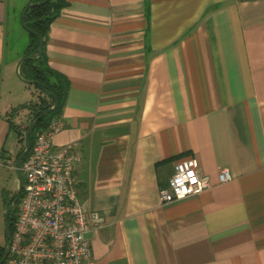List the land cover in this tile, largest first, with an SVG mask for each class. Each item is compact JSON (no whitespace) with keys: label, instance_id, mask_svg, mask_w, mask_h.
Segmentation results:
<instances>
[{"label":"crops","instance_id":"1","mask_svg":"<svg viewBox=\"0 0 264 264\" xmlns=\"http://www.w3.org/2000/svg\"><path fill=\"white\" fill-rule=\"evenodd\" d=\"M30 1L0 0V166L14 171L13 125L36 100L16 74ZM66 1L45 45L68 80L53 144L80 156L79 196L105 219L87 233L96 264H264V0ZM188 158L210 188L161 203Z\"/></svg>","mask_w":264,"mask_h":264},{"label":"built area","instance_id":"2","mask_svg":"<svg viewBox=\"0 0 264 264\" xmlns=\"http://www.w3.org/2000/svg\"><path fill=\"white\" fill-rule=\"evenodd\" d=\"M63 128L60 116L51 119L36 134L21 163L24 184L3 264H96L87 233L102 227L105 219L90 211L79 196L74 171L80 156L71 145L54 148L55 135ZM218 180L230 182L229 169H222ZM208 188L210 177L200 172L198 159H184L175 164L169 186L160 190V201H181Z\"/></svg>","mask_w":264,"mask_h":264},{"label":"trees","instance_id":"3","mask_svg":"<svg viewBox=\"0 0 264 264\" xmlns=\"http://www.w3.org/2000/svg\"><path fill=\"white\" fill-rule=\"evenodd\" d=\"M43 1L44 0H31L30 3H42ZM66 6V0H48L45 4L29 8L25 17L22 19L23 27L29 34V45L23 57L38 56L39 37L41 36L43 38V54L41 58L37 60L28 59L20 66L21 76L26 80L35 82L33 85L36 90V100L22 105V108H27L30 112V124L40 118L38 126L30 136L32 144L34 143L36 134L43 130L51 119L60 115L67 96L68 80L63 75L50 68L45 54L46 38L49 28L53 21L59 16L61 10ZM47 93L51 95L49 96ZM54 97H56L58 101L57 110L49 115H44V112L54 105ZM13 128L18 133L19 143L22 144L18 154V156H20L24 150V138L28 126L24 129V133L17 126L13 125ZM15 213L16 209L14 208L11 218L12 224L15 220ZM4 253L5 244H0V260L3 258Z\"/></svg>","mask_w":264,"mask_h":264},{"label":"water","instance_id":"4","mask_svg":"<svg viewBox=\"0 0 264 264\" xmlns=\"http://www.w3.org/2000/svg\"><path fill=\"white\" fill-rule=\"evenodd\" d=\"M48 0H44L42 3H30L29 5L26 6V8L24 9L23 11V14H22V19L25 17L27 11L29 8L31 7H34V6H40L42 4H45L47 3ZM40 39V43H39V54L38 56H35V57H22L18 64H17V67H16V74L18 76V78L24 82L25 84L27 85H33L35 84L34 81H29V80H26L24 79L22 76H21V73H20V66L21 64L28 60V59H33V60H37V59H40L42 54H43V38L40 36L39 37ZM47 95H51L50 93H47ZM55 99V103L54 105L46 110L44 112V115H49L50 113L52 112H55L58 108V101H57V98L54 97ZM40 121V118L35 120L33 123H31L25 133V138H24V150L23 152L21 153V155L18 157V159L16 160V176H17V179L19 181H21V170H20V166H21V163L23 161V159L25 158V156L27 155V153L29 152L31 146H32V142H31V139H30V136L32 134V132L36 129V127L38 126V123ZM20 191L18 192V196L16 197V199L13 201V203L6 209L5 211V226H4V232H5V253H4V256L3 258L0 260V264H3L6 260V258L8 257V254H9V239H10V236H11V223H10V214L12 212V210L15 208V205L17 204L18 202V199H19V195H20Z\"/></svg>","mask_w":264,"mask_h":264},{"label":"rangeland","instance_id":"5","mask_svg":"<svg viewBox=\"0 0 264 264\" xmlns=\"http://www.w3.org/2000/svg\"><path fill=\"white\" fill-rule=\"evenodd\" d=\"M31 89L35 90L34 85H30ZM16 186V171L6 167L0 166V244H5V199L8 194L14 190Z\"/></svg>","mask_w":264,"mask_h":264},{"label":"flooded vegetation","instance_id":"6","mask_svg":"<svg viewBox=\"0 0 264 264\" xmlns=\"http://www.w3.org/2000/svg\"><path fill=\"white\" fill-rule=\"evenodd\" d=\"M21 181H19L18 179H17V176H16V186H15V188H14V190H12L11 191V193L10 194H8V196H7V198L5 199V201H4V205H5V211H6V209L13 203V201L16 199V197L18 196V192H19V190H21L22 189V187H23V184H24V178H23V175L21 174ZM16 206V205H15ZM14 210V209H13ZM13 210H12V212H11V214H10V223H11V225H12V221H11V218H12V213H13Z\"/></svg>","mask_w":264,"mask_h":264}]
</instances>
